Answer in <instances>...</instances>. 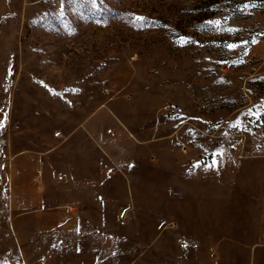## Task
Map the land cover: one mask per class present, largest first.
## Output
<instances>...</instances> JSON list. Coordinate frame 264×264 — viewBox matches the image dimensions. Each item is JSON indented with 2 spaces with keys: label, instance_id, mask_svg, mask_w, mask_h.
<instances>
[{
  "label": "rangeland",
  "instance_id": "1",
  "mask_svg": "<svg viewBox=\"0 0 264 264\" xmlns=\"http://www.w3.org/2000/svg\"><path fill=\"white\" fill-rule=\"evenodd\" d=\"M181 157L264 264V0H0V264H164Z\"/></svg>",
  "mask_w": 264,
  "mask_h": 264
},
{
  "label": "crops",
  "instance_id": "2",
  "mask_svg": "<svg viewBox=\"0 0 264 264\" xmlns=\"http://www.w3.org/2000/svg\"><path fill=\"white\" fill-rule=\"evenodd\" d=\"M184 158L181 157L180 160H182L180 162L171 163L166 168V176L171 180V189L173 190V187H175V196H178L177 199L175 197L174 201L179 203L180 206H177L170 214L171 219H174L179 225L177 226L178 228L172 229L166 234V242L163 246V250L166 253L163 262L164 264H204L207 261L209 264H212L213 260L203 259V255L200 252L206 250L207 242L216 244L213 240L215 241L216 236L221 233L215 227L206 228L205 224L206 220L209 222L220 219L223 216L217 210V203L220 201L216 200L214 196H210L211 198L206 197L204 186L206 181H211V183L215 182L220 177V174L212 171V174L206 175L204 163H189ZM235 171V169L229 168V177L232 176L231 173L236 174ZM225 172V170L222 171L223 174ZM186 186L192 193L184 194V192L186 193ZM184 203H187V207L190 206L193 209L185 210ZM185 220H188L186 222L188 226H184ZM237 246L235 243L232 244V250H236ZM120 247L122 246L118 245L117 250H120ZM218 247L220 248V244L217 243L214 248L218 249ZM133 248L134 250L137 249L135 247ZM158 249L162 250V246L154 250ZM186 251H189V253L186 254ZM102 256H104L102 252L100 253L96 250L95 253H92L90 259L87 260L88 262L85 261V264H125V260L122 258L117 257L109 260L108 258H101Z\"/></svg>",
  "mask_w": 264,
  "mask_h": 264
},
{
  "label": "built area",
  "instance_id": "3",
  "mask_svg": "<svg viewBox=\"0 0 264 264\" xmlns=\"http://www.w3.org/2000/svg\"><path fill=\"white\" fill-rule=\"evenodd\" d=\"M52 135H53L54 137H60V136H62L61 130H56V131H54Z\"/></svg>",
  "mask_w": 264,
  "mask_h": 264
},
{
  "label": "snow or ice",
  "instance_id": "4",
  "mask_svg": "<svg viewBox=\"0 0 264 264\" xmlns=\"http://www.w3.org/2000/svg\"><path fill=\"white\" fill-rule=\"evenodd\" d=\"M246 7H247V5H246ZM138 19H140V18H138ZM217 23H219V22H217ZM229 47H232V46L230 45Z\"/></svg>",
  "mask_w": 264,
  "mask_h": 264
}]
</instances>
